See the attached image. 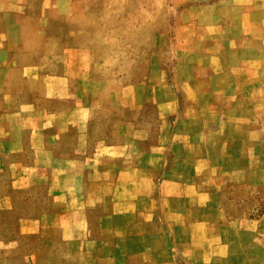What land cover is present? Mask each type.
<instances>
[{"label":"rangeland","instance_id":"rangeland-1","mask_svg":"<svg viewBox=\"0 0 264 264\" xmlns=\"http://www.w3.org/2000/svg\"><path fill=\"white\" fill-rule=\"evenodd\" d=\"M0 88V264H147L103 219L175 231L172 170L202 173L214 231L264 260V0H0ZM55 182L87 206L63 214Z\"/></svg>","mask_w":264,"mask_h":264},{"label":"crops","instance_id":"crops-1","mask_svg":"<svg viewBox=\"0 0 264 264\" xmlns=\"http://www.w3.org/2000/svg\"><path fill=\"white\" fill-rule=\"evenodd\" d=\"M11 97V90L0 88V129L12 124ZM5 136H7V140L2 133L0 134V151L13 149V138H9L8 133ZM35 144L34 142L33 146ZM40 147L42 145L38 141L36 148L40 149ZM21 148L17 146L14 150ZM109 172L110 170L107 171V173ZM107 173L105 176H101L100 182L102 181L103 184L106 182L112 187L119 185L120 172L114 176L113 172L108 175ZM201 175L202 173L183 174L179 170L177 172L172 170L166 175L165 181L171 183L172 187L173 205L171 206H173L172 214L174 215L172 217L179 220V224L176 223L178 227L175 231L169 232L163 227H154L151 230L147 223L136 220L131 221L135 225L134 228L131 227V231L130 229L126 231L124 230L126 221L120 217L122 212L119 211L122 204L116 205V209L103 219L102 226L103 229H106L108 223L115 225L116 244H111V250L122 255L120 248H123L128 257L145 256L147 264H264V260L259 262L253 259L257 247H255L251 233L239 230L230 232L227 231L229 228L221 229L218 233L214 231L213 225L222 221V216L215 209L219 202V196L215 190H209L207 185L200 181ZM52 190L53 201L58 202L56 207L64 212L63 214L87 206L84 196L74 195L69 199H62V194L67 191L73 193L71 187L66 188L60 182H55ZM134 199L135 194H132L129 205L136 208ZM232 235L233 237H231ZM105 245L108 244L105 243ZM179 245L181 247L178 249L174 247ZM177 250H181L182 254ZM113 256L115 264H129L126 259H117L115 254Z\"/></svg>","mask_w":264,"mask_h":264}]
</instances>
